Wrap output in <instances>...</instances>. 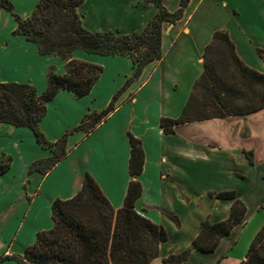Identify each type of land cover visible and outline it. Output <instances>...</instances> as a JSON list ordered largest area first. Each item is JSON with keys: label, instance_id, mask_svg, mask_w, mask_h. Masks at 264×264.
<instances>
[{"label": "crops", "instance_id": "1", "mask_svg": "<svg viewBox=\"0 0 264 264\" xmlns=\"http://www.w3.org/2000/svg\"><path fill=\"white\" fill-rule=\"evenodd\" d=\"M9 1L13 12L26 19L39 0ZM179 2L162 0L169 12L176 11ZM76 13L89 32L131 34L141 32L157 9L138 0H83ZM7 19L13 20L0 8V21ZM15 28L13 20L8 34L0 23V83L31 84L40 95L47 89L48 68L63 75L65 64L59 57L40 55L34 44L13 35ZM216 32L226 34L245 67L264 75L258 53L264 50V0H189L179 20L162 23L160 60L146 66L119 94L115 109L92 131H73L65 157L44 176L28 174V168L51 152L37 144L28 128L0 124V156L11 158L9 170L0 175V259L21 256L37 233L50 230L53 202L73 197L89 174L114 210L123 206L129 182L140 184L135 211L167 233L158 257L149 264H163L171 252L187 250L202 222L226 221L234 200L245 207L241 222L212 252L193 249L183 264L245 260L264 224V108L174 125L169 134L161 128L162 119L181 115L204 71V54ZM72 57L100 66L102 73L87 96L78 99L61 90L47 103L39 128L51 143L76 128L86 114L104 110L132 74L128 57L82 51H74ZM129 135L140 141L144 154L136 177L129 174ZM246 153L252 154L253 164ZM223 192H234L235 199L216 197ZM0 264L18 263L6 259Z\"/></svg>", "mask_w": 264, "mask_h": 264}, {"label": "trees", "instance_id": "2", "mask_svg": "<svg viewBox=\"0 0 264 264\" xmlns=\"http://www.w3.org/2000/svg\"><path fill=\"white\" fill-rule=\"evenodd\" d=\"M138 1L154 5L157 13L141 32L122 34L84 29L76 13L83 0H39L26 19L13 12L9 0H0V8L16 23L13 35L23 36L34 44L40 55L59 57L65 64L63 75L56 74L53 67L48 68L47 89L40 95L31 84L0 83V124L28 128L37 144L51 152L50 157L34 161L28 174L38 172L44 176L65 157L66 141L73 131L89 133L115 109L119 94L141 75L146 66L160 60L162 23H175L189 3V0H180L179 8L169 12L162 0ZM213 40L227 46L232 66L231 80L225 81L216 70L215 60L206 58L211 45L208 46L202 75L195 82L181 115L175 120H161L163 133H172V126L182 123L224 118L264 108V75L240 62L226 34L216 32ZM74 51L128 57L132 61V74L104 110L86 114L76 128L51 143L39 128L47 103L61 90L78 99L87 96L102 73L100 66L75 60L72 57ZM258 53L264 60V50H258ZM198 85L205 90L208 100L194 99L193 92ZM129 144V174L136 177L142 172L144 154L140 141L132 135H129ZM1 157L0 175H3L10 168L11 158ZM246 157L253 164L252 154L246 153ZM140 193V184L130 181L123 206L114 210L93 178L86 174L81 189L73 197L53 202L52 228L37 233L33 244L21 256H5L0 260L12 259L18 264H149L158 257L159 245L167 240V233L163 227L135 211L134 204ZM216 197L233 200L235 193H218ZM244 213V205L234 200L226 221L202 222L200 233L190 247L180 254L171 252L162 259L163 264H183L193 249L212 252L220 239L241 222ZM239 264H264V224L254 236L245 260Z\"/></svg>", "mask_w": 264, "mask_h": 264}, {"label": "rangeland", "instance_id": "3", "mask_svg": "<svg viewBox=\"0 0 264 264\" xmlns=\"http://www.w3.org/2000/svg\"><path fill=\"white\" fill-rule=\"evenodd\" d=\"M2 22L3 28L5 32L9 34L10 28H12V22L13 20H4L0 21ZM206 58L209 60H215V65H216V70L219 73V75L225 80V81H230L231 80V74H232V66L231 62L229 60V51L227 49V46L222 43L221 41H215L212 43L210 48L207 51ZM39 70L38 68H36ZM39 72V71H38ZM37 73V72H36ZM194 99L197 101L203 100L206 101L208 100V96L203 88L201 86H196L193 92ZM257 159H261L262 156L260 154H256ZM0 160H3V158L0 156ZM17 168H19L20 163L19 161L16 163ZM2 242L0 241V251L2 250Z\"/></svg>", "mask_w": 264, "mask_h": 264}]
</instances>
